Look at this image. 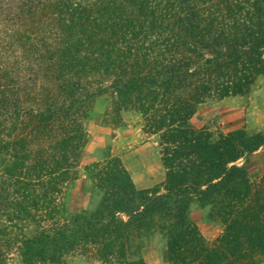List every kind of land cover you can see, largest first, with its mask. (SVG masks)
<instances>
[{"label":"trees","instance_id":"16d2710c","mask_svg":"<svg viewBox=\"0 0 264 264\" xmlns=\"http://www.w3.org/2000/svg\"><path fill=\"white\" fill-rule=\"evenodd\" d=\"M261 76L264 0H0V264L14 245L4 221L36 226L15 235L24 264H63L81 243L112 264L156 229L169 264L264 261V184L249 176L264 132L191 126L200 105L246 95ZM107 94L111 110L136 109L159 134L166 181L140 190L110 158L93 166L96 209L66 219L84 124ZM195 201L223 225L212 243L190 220Z\"/></svg>","mask_w":264,"mask_h":264},{"label":"rangeland","instance_id":"374dc122","mask_svg":"<svg viewBox=\"0 0 264 264\" xmlns=\"http://www.w3.org/2000/svg\"><path fill=\"white\" fill-rule=\"evenodd\" d=\"M111 95L96 99L85 121L88 141L80 157L79 178L67 187L63 202V217L93 212L102 196L93 174L94 165L118 157L130 173L138 189H161L166 181V169L161 159L159 134L145 129L141 112L133 108L121 111L111 110ZM195 129H206L217 137L236 130H244L249 135L264 132V76L257 79L246 95L230 96L224 99H211L199 106L191 120ZM91 167V169H88ZM0 160V173L2 171ZM249 176L255 186L264 184V154L262 151L250 158ZM162 192L164 190L162 189ZM211 208L201 207L195 201L191 204L189 217L208 241L214 242L223 232V225L210 218ZM123 219H127L123 216ZM9 226V234L14 245L7 253L5 264H24L19 239L15 235L31 237L36 226L27 223L24 231ZM18 239V240H17ZM133 248L128 259L141 257L146 264H169L167 260V239L158 229L150 233L136 234L132 238ZM127 259V260H128ZM125 259L114 258L112 264H125ZM41 264V263H37ZM63 264H107L101 259L97 247L81 243L69 252ZM127 264V263H126ZM258 264H264V261Z\"/></svg>","mask_w":264,"mask_h":264}]
</instances>
